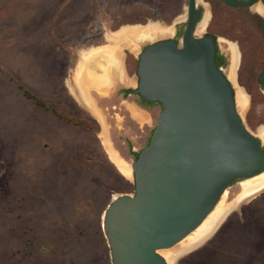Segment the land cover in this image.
I'll return each instance as SVG.
<instances>
[{"label":"rangeland","instance_id":"rangeland-1","mask_svg":"<svg viewBox=\"0 0 264 264\" xmlns=\"http://www.w3.org/2000/svg\"><path fill=\"white\" fill-rule=\"evenodd\" d=\"M205 1L209 18L197 34L208 25L211 13L203 32L220 37L227 72L229 42L237 45L239 60L231 80L236 95L244 94L248 104L242 108L237 102L236 108L246 127L263 139L264 88L257 81L264 69L262 16L251 7ZM185 7L186 0H0V264H112L102 216L113 197L133 193L134 181L132 173L121 174L107 159L101 133L110 141L92 106L102 103L98 97L111 88H88L85 81L93 68L87 63L96 51L110 48L136 75L142 48L174 31L153 33L139 45L127 32L151 24H157L158 31L161 25L172 26L168 24ZM115 45L120 50H114ZM99 57L111 59L102 52L94 63ZM81 104L96 116L101 131ZM118 152L131 164L132 157ZM244 182L229 189L231 196L238 191L231 202L226 191L216 211L236 208L243 214L244 209L259 207L262 214L238 216L240 226L226 222L218 246L234 244L237 250L220 249L211 264H236L245 250L238 244L256 219L264 233V182L250 187ZM255 195V201L242 204ZM217 228L198 244L185 247L187 236L160 253L168 264H196L187 258Z\"/></svg>","mask_w":264,"mask_h":264},{"label":"water","instance_id":"water-1","mask_svg":"<svg viewBox=\"0 0 264 264\" xmlns=\"http://www.w3.org/2000/svg\"><path fill=\"white\" fill-rule=\"evenodd\" d=\"M225 1L249 6L256 0ZM188 41L194 58L167 39L139 55L135 91L162 109L131 163L133 193L113 197L102 216L112 264H168L160 251L194 232L229 182L264 172V150L238 114L234 84L212 68V42L207 56L191 33ZM257 80L264 84V70Z\"/></svg>","mask_w":264,"mask_h":264},{"label":"flooded vegetation","instance_id":"flooded-vegetation-1","mask_svg":"<svg viewBox=\"0 0 264 264\" xmlns=\"http://www.w3.org/2000/svg\"><path fill=\"white\" fill-rule=\"evenodd\" d=\"M219 1L231 7H247V8L251 7L253 8L254 11L257 12V14L262 16L260 27H261L262 35L264 37V33L262 30V22L264 20V0H256L249 6L233 5L225 0H219ZM237 1H241V0H237ZM188 4H189V0H186V7H185L184 12L182 14L177 15V17H175V19H173L168 24V25L173 26L174 32L171 36L164 38V39L173 41L175 43V46L182 51V54H184L185 57H191V58L196 57L197 53L195 50L196 48L188 41V37L190 33L196 41L200 42L201 49L204 54H207V56H209L208 53L210 52V49H211L210 42H212V45L214 47L213 53L211 56L212 62H213L212 68L213 70H217V71L220 70L222 72L223 77L228 79L229 77H228L226 70L229 65L227 66L226 54L221 50V47L219 44L220 37H218V35L212 32H209V31L203 32L204 30H207V28L209 27L211 13H210V19H209L208 25L202 31L203 33L202 32H201L202 34L196 33V30L202 18L204 17L206 8H208L210 12L209 3L205 0H193L190 8L188 7ZM259 5L262 8L261 10L258 9ZM155 41H158V40H155ZM155 41L147 43L142 48L140 53L144 51L151 43ZM140 53L138 54V58H139ZM120 62L121 64L119 63V68L117 69H116L115 64L114 65L111 64V67L109 70L111 74L110 81L108 84H106V85H109L111 90L108 94H104L103 96L98 97V99L101 100L102 103H97L98 104L97 106L99 107L98 110H99L100 115L104 117V119L106 120L110 128V134L108 135V138H109V141L112 147L117 151L118 154H120L118 152V149H119L120 151L123 152V154H126L127 156L132 157L133 158L132 162H133L136 159L140 150L148 144L150 137L152 135V132L155 128V125H156V122L159 116V112L162 109V105L158 101L143 99L142 96L135 91L137 88V80H138L137 73L136 75L129 73L124 60L122 61L121 59ZM208 70H209V67H208ZM136 71H137V67H136ZM126 81H129V83H127ZM214 81L215 80H213V82ZM258 83L264 88V84L260 82ZM216 84L222 88H225L224 87L225 84L223 85L217 80H216ZM235 94L236 93H234V95ZM226 102H227V99H226ZM130 104H136L139 107L151 113V115H153L156 118L154 124L144 129H140V127H138V125H136L133 121L132 111L130 110ZM132 125H134L133 129H132ZM250 132L255 134L256 139L260 143L261 149L264 150V140L260 138V136H258L256 132H253V131H250ZM116 134L118 136V139L115 138ZM243 180L245 181V178H235L231 182L228 183V185L224 189V192L225 191L228 192L227 199L234 198L238 192V191L235 192L231 196L229 189L235 186H239L240 183L243 182Z\"/></svg>","mask_w":264,"mask_h":264},{"label":"crops","instance_id":"crops-1","mask_svg":"<svg viewBox=\"0 0 264 264\" xmlns=\"http://www.w3.org/2000/svg\"><path fill=\"white\" fill-rule=\"evenodd\" d=\"M127 33L129 35L133 36V38L135 39V42H134L135 45H139L141 42L146 41V39H148V38H146L143 40H139L137 36H134L133 34H130L129 32H127ZM98 46H103V45H98ZM115 46H116V48H113L114 50H120V49H118V45H115ZM95 47H97V46H95ZM89 48H92V47H89ZM93 48H94V46H93ZM108 49H110V48H108ZM85 50H87V49H85ZM102 51L103 50H98V51H96L97 53L92 54L90 57L94 58V59L92 61H89V63H87V64H90L91 68H94V66H96V67L106 66L110 70L111 64H113V65L115 64L116 69L119 68V63L121 64V62H120L121 57H120V60H117V61H114L111 59L110 60L108 59V61H106L105 59H100L101 57H99V58H97V63H94L96 56L98 55V53L102 54ZM107 73H108V70H107ZM108 75H109V73H108ZM97 105L98 104L94 102V107L98 110L99 107ZM83 107H85V106H83ZM86 109L89 110L88 108H86ZM130 110L132 111V118H133L134 123L136 125H138V127H140V129H144V128L154 124L156 118L153 115H151V113H149L148 111L139 107L138 105L130 104ZM98 112H99V110H98ZM91 114H92V112H91ZM93 117L97 121L98 125L100 126V131H101L102 125L98 122L95 115H93ZM102 120H103V126L106 130V134L109 135L110 134V128H109V126H108V124H107V122L103 116H102ZM133 126L134 125H132V129H133ZM105 153L109 159L107 151ZM256 197H257V195L246 200L242 204L251 203L252 201H255L257 199ZM232 200H233V198L227 199L228 202H231ZM261 200L264 201V198H262ZM253 205L254 206H260V207L262 206V204L259 205V204H255V203ZM262 211H263V209H261L259 207H255V208L251 207L248 209H244L243 214H242V212H240V211L238 212L236 208H231V210L228 212V214L224 218L223 222L220 224V226L217 228V230L213 233V235H216L215 238L209 242V239L211 237H213V235H212L203 244H201L197 248L193 249V250H197V251L195 254H192L191 257L189 256L187 258V260H188L187 262H189V261L192 262L195 260L196 264H211L213 262V260L216 261V259L218 258L217 255H218L220 249H222V252H223V248H227L230 251L232 249L237 250L236 249L237 247H235L234 244H233V246H231L230 244H228L226 246H224V244H223L222 247L218 246V245H221L220 244L221 241L218 242L221 231L223 229L227 228L228 226H230V227L240 226L239 225L240 223L238 220V216H240V215H243L244 218L252 217L253 215L260 216V214H262ZM226 222H229L228 226H224ZM248 222H250V220ZM259 222H260V220L256 219L255 225L252 228L253 230L249 229L247 231V234H246V239L238 244V248L244 247L245 250L240 254L239 257L235 258L236 264H264V233H261L262 231H261ZM221 227H224V228L222 230H220ZM218 231H220V232H218ZM193 250H190L189 252H192ZM241 259H244L245 262L240 263L239 260H241ZM218 262L220 263L221 260H218Z\"/></svg>","mask_w":264,"mask_h":264},{"label":"bare ground","instance_id":"bare-ground-1","mask_svg":"<svg viewBox=\"0 0 264 264\" xmlns=\"http://www.w3.org/2000/svg\"><path fill=\"white\" fill-rule=\"evenodd\" d=\"M258 9H260V10L262 9L260 7V5L258 6ZM208 18H209V13H208V11H206L204 14V17L202 18V20H201V22H200V24L196 30V33H198V30H202V27L207 22ZM157 26H158L157 24H153V25L151 24L149 27L148 26L147 27L146 26L141 27V28H139L140 26L139 27H133L128 32L130 34H133L134 36H137L139 40H143V39H146V38H149L150 36H152L153 33L159 32L162 35H169V34H172V32L174 31L173 26L161 25L162 27H160L159 31H158L159 28ZM229 44H230L232 56H231V65H230V68H229V71L227 72V74L229 73L228 77L231 80V77L233 75V70L236 67V64L239 60V50L237 49V45L235 43L229 42ZM108 50H109V52H108ZM102 52L104 54H109L111 60H114V61L120 60V55L114 54L112 49L107 48V49L103 50ZM107 70H108V68L106 66H104L102 68L94 66V68L91 70V73L87 76L86 81H85L89 85L88 88L96 87L97 89H100L101 86L108 84L110 81V77H109V75H107ZM237 102L239 103V105L242 108L246 104H248L247 103V97L242 93H238L236 95V103ZM92 109H93L94 113L96 114V116L98 117L101 124H103L102 116L100 115L98 110L94 107V105L92 106ZM100 136L102 138V144H103L104 148L106 149L112 163L116 166V168L119 170V172L121 174L130 177L131 173H132L131 172L132 166H130L131 164H129L125 158H123L120 154H118L116 150L114 151V149L112 148V146L108 142L107 136L105 135L104 132H102ZM243 182H244V180H243ZM263 182H264V172L255 176V177L245 179L244 186L250 187L254 184H261ZM225 193H226V191L223 193V195H225ZM223 195H222V197H223ZM222 197H221V199H222ZM217 206H218V204L216 205L215 209L208 215V217L203 221V223L194 232H192L191 234L188 235L191 237H190V239H189V241L185 247H188L190 244H193V243L198 244V243L202 242L209 234H211L220 225L221 221H223V219L225 218L228 211L221 209V208L218 209V211H216ZM195 244H193V245H195Z\"/></svg>","mask_w":264,"mask_h":264},{"label":"trees","instance_id":"trees-1","mask_svg":"<svg viewBox=\"0 0 264 264\" xmlns=\"http://www.w3.org/2000/svg\"><path fill=\"white\" fill-rule=\"evenodd\" d=\"M28 96H30L29 94H27ZM31 97V96H30ZM38 103H40L38 100H37Z\"/></svg>","mask_w":264,"mask_h":264}]
</instances>
